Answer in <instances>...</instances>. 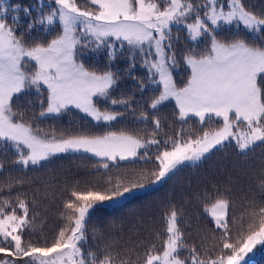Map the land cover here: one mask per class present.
Returning <instances> with one entry per match:
<instances>
[{"label": "snow or ice", "instance_id": "obj_1", "mask_svg": "<svg viewBox=\"0 0 264 264\" xmlns=\"http://www.w3.org/2000/svg\"><path fill=\"white\" fill-rule=\"evenodd\" d=\"M84 4L82 8L78 0H34L22 7L0 0V150H14L16 163L28 167L60 153H84L99 158L107 170L121 161H146L155 149V184L186 163L198 164L214 149L231 147L248 154L254 146L264 147V8L254 9L246 0H84ZM21 12L27 24L21 23ZM173 26H181L185 34L186 47L179 52L180 38L173 35L179 29ZM101 50L108 59L105 70H90L82 56ZM118 59L128 61V79H137V62L145 70L136 85L141 101L146 86L162 87L148 103L153 116L167 101L175 102L181 130L170 145L156 139L159 119L151 121L149 139L111 130L49 137L26 122L36 111L33 104L41 118L76 109L106 129L125 112L135 116L132 97L114 96L122 75L113 70ZM180 65L185 69L182 80L173 75ZM29 94L34 98L28 99ZM193 118L202 135L186 137L183 129ZM140 121L149 123L148 112ZM143 188L141 182L117 185L107 194L72 191L74 199L64 204L66 224L46 246L24 242L30 224L27 204L20 203L21 215L0 210V253L15 258L0 259V264H130V257L115 259L110 246L93 251L86 225L94 202H115V197ZM257 195L258 230L236 242L229 234V199L215 202L211 215L215 228L222 230V249L215 256L198 250L195 243L189 246L178 212L171 210L162 250L148 249L143 264H240L256 245L264 244V180Z\"/></svg>", "mask_w": 264, "mask_h": 264}, {"label": "trees", "instance_id": "obj_2", "mask_svg": "<svg viewBox=\"0 0 264 264\" xmlns=\"http://www.w3.org/2000/svg\"><path fill=\"white\" fill-rule=\"evenodd\" d=\"M80 6H85L84 0H78ZM159 2V0H157ZM34 0H8L9 6L19 4L22 7L33 5ZM254 8H264V0H246ZM37 9L33 7L34 14ZM21 23L27 24L28 18L21 12ZM58 23V21H57ZM62 27V26H61ZM173 35L180 38L177 50L186 47L184 31L181 26H173ZM44 29L41 28L42 32ZM53 33L55 28L52 29ZM90 70L104 71L108 63L106 53L88 52L81 58ZM119 69L121 75L115 98L132 97L129 101L134 105L133 111L125 112L112 122L113 126L106 129L90 117L72 109L63 115H50L46 118L39 116L37 104L34 113H29L26 121L35 130L41 129V135L53 134L57 138H67L72 134H98L104 130L126 132L141 139L151 138L154 119L161 121V129L156 139L168 140L169 145L181 130V122L177 116L174 101H167L162 106L158 116H153L148 109L150 100L158 94L155 86H146L143 101L142 93L137 83L143 81L145 70L135 67L137 79H128V61L118 59L113 70ZM185 69L180 65L173 75L182 80ZM29 94L28 99H33ZM21 103L24 101L22 99ZM38 103V102H37ZM107 105L102 106L105 110ZM120 110L121 106H114ZM143 112H148L149 123L140 121ZM211 127H215L212 125ZM201 126L195 118L184 127L185 136L193 138L202 135ZM211 130V128L209 129ZM143 151V150H141ZM155 149L149 153V159L121 161L118 167L109 165L103 169L97 161L99 158L84 153H60L39 165L24 167L15 161L14 150H0V210L10 212L15 210L21 215L19 207L23 202L28 206L29 228L25 229L24 242L35 246L50 245L58 230L65 226L64 204L71 198L72 191L87 194L90 191L107 194L116 191V186H130L133 183H152V173L157 171ZM264 180V147L254 146L248 154L240 153L231 147L222 151L213 150L203 161L195 165L185 164L171 174L159 186L144 193L133 196L114 207L101 206L94 202L86 225L89 246L95 251L96 246L103 250L110 246L115 259L131 258L130 264H143L148 249L155 247L162 250L167 238L166 216L175 209L182 221L181 228L189 246L195 243L198 250H207L210 256H215L222 249V230L216 229L209 209L218 199L227 198L230 201L229 234L231 242L242 240L252 229L258 230L260 198L257 189ZM104 202V201H103ZM6 205H10V208ZM264 247L258 246L260 255L246 264H264ZM227 251V250H225ZM184 255L181 256V259ZM203 258V256H202ZM0 259L9 258L0 253ZM30 259V258H23ZM19 264V262H18Z\"/></svg>", "mask_w": 264, "mask_h": 264}, {"label": "rangeland", "instance_id": "obj_3", "mask_svg": "<svg viewBox=\"0 0 264 264\" xmlns=\"http://www.w3.org/2000/svg\"><path fill=\"white\" fill-rule=\"evenodd\" d=\"M90 155H91V154H90ZM186 164H187V163H186ZM165 180H166V179H165ZM165 180H164V181H165ZM164 181L159 182V183H155V184L150 183V184H148V185H145L143 189H133V191H132L130 194H129V193H125L124 197H122V198H121V197H115V198H114V201H115V202H113V201H104V202L99 203V205H101V206H106V207H109V208H110V207H114V206H116V205L121 204V203L124 202L125 200H128V199L132 198V197L135 196V195H138V194L144 193V192H146V191H148V190H150V189H152V188H155V187L161 185ZM94 206H95V205H93V208L90 210V213H91L92 210L94 209ZM213 206H214V205H213ZM213 206H211L210 209H209V214H210L211 217H212V215H211V210H212ZM258 246H263V247H264V244H258V245H256V246L252 249L251 252H249L246 256H244V258H243V260L240 262V264H246V263H248V262L254 260L255 258H257V257L260 255V252H258V250H257V247H258ZM263 250H264V249H263Z\"/></svg>", "mask_w": 264, "mask_h": 264}]
</instances>
